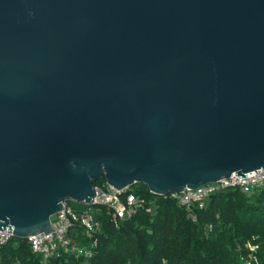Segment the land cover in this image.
<instances>
[{
  "label": "water",
  "instance_id": "obj_1",
  "mask_svg": "<svg viewBox=\"0 0 264 264\" xmlns=\"http://www.w3.org/2000/svg\"><path fill=\"white\" fill-rule=\"evenodd\" d=\"M261 167L264 0H0L1 230Z\"/></svg>",
  "mask_w": 264,
  "mask_h": 264
},
{
  "label": "trees",
  "instance_id": "obj_2",
  "mask_svg": "<svg viewBox=\"0 0 264 264\" xmlns=\"http://www.w3.org/2000/svg\"><path fill=\"white\" fill-rule=\"evenodd\" d=\"M94 185L105 188L101 177ZM155 204L148 203L115 226L104 204H94L101 227L88 260L59 249L46 264H242L249 248L256 245L258 263L264 264V186L245 193L236 186L214 190L203 205L190 207L170 193H153L143 182L129 185ZM76 210L89 205L67 199ZM69 235L89 244L84 229L75 225ZM1 264H42V255L33 251L26 238L11 236L0 247Z\"/></svg>",
  "mask_w": 264,
  "mask_h": 264
},
{
  "label": "built area",
  "instance_id": "obj_3",
  "mask_svg": "<svg viewBox=\"0 0 264 264\" xmlns=\"http://www.w3.org/2000/svg\"><path fill=\"white\" fill-rule=\"evenodd\" d=\"M257 173H253L245 178H237L228 176L218 181L207 182L193 188H185L179 192H170L179 203L190 207L193 203L202 206L205 198H207L214 190L222 189L227 186H236L245 193H252L264 186V167L258 168ZM96 192L93 197L95 204H104L111 216V220L115 226L132 216V214L140 207L149 202L147 210L152 212L153 201L147 199L145 195L135 192L130 186L118 189L107 184L105 188L95 185ZM62 209L56 212V218L52 221L53 231L45 234L39 232L28 236L26 239L30 243L33 251L42 255V263L46 264L47 259L63 249L75 256H82L88 260L93 254V247L96 245V239L93 238L95 233L99 232L101 223L93 211V205L76 210L66 200H63ZM81 226L85 234L91 239L89 244H82L73 240L69 235L73 226ZM12 233H8V228L0 229V247L11 237ZM249 251L247 256L242 259V264H252V261L258 263V257L255 254L256 245L247 242ZM1 264V262H0ZM130 264V263H126Z\"/></svg>",
  "mask_w": 264,
  "mask_h": 264
},
{
  "label": "rangeland",
  "instance_id": "obj_4",
  "mask_svg": "<svg viewBox=\"0 0 264 264\" xmlns=\"http://www.w3.org/2000/svg\"><path fill=\"white\" fill-rule=\"evenodd\" d=\"M153 204V208H152V212L151 213H153L154 211H155V204L154 203H152ZM42 264H44V263H42Z\"/></svg>",
  "mask_w": 264,
  "mask_h": 264
}]
</instances>
